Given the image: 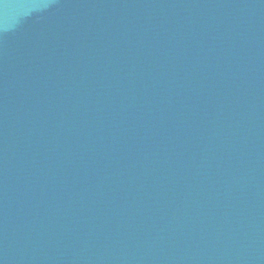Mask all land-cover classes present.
Segmentation results:
<instances>
[{
    "label": "water",
    "instance_id": "obj_1",
    "mask_svg": "<svg viewBox=\"0 0 264 264\" xmlns=\"http://www.w3.org/2000/svg\"><path fill=\"white\" fill-rule=\"evenodd\" d=\"M0 264H264V0H0Z\"/></svg>",
    "mask_w": 264,
    "mask_h": 264
}]
</instances>
